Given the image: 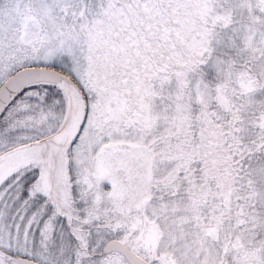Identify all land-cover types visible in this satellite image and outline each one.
<instances>
[{
    "label": "snow or ice",
    "instance_id": "obj_1",
    "mask_svg": "<svg viewBox=\"0 0 264 264\" xmlns=\"http://www.w3.org/2000/svg\"><path fill=\"white\" fill-rule=\"evenodd\" d=\"M0 264H264V0H0Z\"/></svg>",
    "mask_w": 264,
    "mask_h": 264
}]
</instances>
